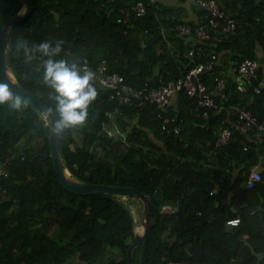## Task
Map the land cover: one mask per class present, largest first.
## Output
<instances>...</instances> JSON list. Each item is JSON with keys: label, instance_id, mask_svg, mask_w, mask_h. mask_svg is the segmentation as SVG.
<instances>
[{"label": "trees", "instance_id": "1", "mask_svg": "<svg viewBox=\"0 0 264 264\" xmlns=\"http://www.w3.org/2000/svg\"><path fill=\"white\" fill-rule=\"evenodd\" d=\"M30 1L35 10L15 25L8 62L17 82L51 108V89L43 83L42 69L35 70L39 62L26 63L23 46L63 41L58 58L88 64L95 73L105 61L110 73L135 88L148 81L151 88L174 83L214 49L237 70L244 59H256L259 45L264 51V0H217L238 28L214 48L188 44L170 31L176 23H190L180 5L164 10L150 0ZM137 1L147 5L143 18L133 10ZM197 1L178 0L192 8ZM23 7L21 0H0L1 25ZM203 14L199 10L198 16ZM163 29L175 49L167 47ZM191 48L196 49L192 58L186 56ZM222 71L217 65L201 77L212 86ZM258 76L246 92L227 78L226 99L218 100L208 118L184 92L162 110L111 100L97 86L85 127L61 138L63 164L74 178L134 188L157 207L158 222L134 250V264H264V169L257 168L262 182L246 187L250 169L264 155V139L254 142L236 128L241 111L264 122V87L254 92L262 81L260 68ZM26 103L21 111L0 106V157L9 172L0 177V264H128L136 235L130 205L139 208L138 201L68 191L54 168L48 119ZM159 114L178 116L181 133L164 132ZM224 128H232L233 137L217 147ZM165 205L175 212H162ZM149 213L153 220L151 208ZM235 218L241 223L229 226Z\"/></svg>", "mask_w": 264, "mask_h": 264}, {"label": "built area", "instance_id": "2", "mask_svg": "<svg viewBox=\"0 0 264 264\" xmlns=\"http://www.w3.org/2000/svg\"><path fill=\"white\" fill-rule=\"evenodd\" d=\"M156 0H150L155 3ZM196 5L199 6L204 14L199 17L195 24L191 23H176L169 29L184 37H195L200 44H207L209 47H216L217 44L225 37L234 35L237 31L238 25L233 19L226 17V14L220 9L217 0H198ZM135 15L138 18H143L147 13V5L143 1H137L133 6ZM121 21V20H119ZM164 40L169 49H175V45L171 44L166 38V33L163 29ZM215 41H217L215 43ZM196 49L191 48L186 52L187 57H194ZM220 56L216 50H212L207 58L190 69L188 73L178 79L176 82L163 85L157 88L149 87V81L143 88H135L126 83L123 76L117 73H110L105 61L96 69L95 86L102 87L109 93L111 100L118 101L122 104H130L136 99L141 100V104L156 105L160 109L168 107L177 94L184 92L188 97L196 101V110H203V115L208 118V111L214 110L218 107V100L226 99L227 91V77L224 74L216 76L212 86H208L202 79V75L207 71H211L218 65ZM85 64L81 65L84 66ZM92 70V67L86 64ZM260 63L257 60L246 58L238 67L237 89L240 92H246L248 86H254L255 82L259 80L258 69ZM260 86L254 87L255 93H260L262 88ZM98 91V88H97ZM159 119L162 122V130L168 135H179L181 133V120L178 116H164L159 114ZM236 128H239L242 133L252 135L254 142H262L264 139V122L258 124V120L251 112L241 111ZM112 135V133H109ZM234 130L232 128H224L216 143L217 147L227 145L232 139ZM249 148L245 144L243 150L247 151ZM9 174L5 161L0 157V177H7ZM262 173L252 169L246 180L247 188H254L262 182ZM222 182V181H221ZM215 190L210 192L211 195ZM164 213H174L175 208L171 206H164L162 208ZM241 223L240 218L231 219L227 222L229 226H238Z\"/></svg>", "mask_w": 264, "mask_h": 264}, {"label": "clouds", "instance_id": "3", "mask_svg": "<svg viewBox=\"0 0 264 264\" xmlns=\"http://www.w3.org/2000/svg\"><path fill=\"white\" fill-rule=\"evenodd\" d=\"M23 11L26 14L27 9ZM62 43L57 41L53 46L50 42H41L31 47L23 46L25 62H39L35 70L39 72L42 69L43 83L51 89L49 98L55 101V108L49 107L43 111L45 119L50 118L52 134L57 139L69 132L75 134L85 127L90 106L98 96L94 71L86 64L81 66L75 61L58 58L62 52ZM21 47L18 41L17 51ZM5 105L17 111L27 107L24 97L15 93L7 80L0 81V106Z\"/></svg>", "mask_w": 264, "mask_h": 264}, {"label": "water", "instance_id": "4", "mask_svg": "<svg viewBox=\"0 0 264 264\" xmlns=\"http://www.w3.org/2000/svg\"><path fill=\"white\" fill-rule=\"evenodd\" d=\"M21 2L24 5L23 9L16 15H14L11 20L4 26L1 25L0 15V77L1 81L7 80V82L10 84L11 89L15 93L24 97L26 102H28L35 109L41 111L45 115L43 110L49 107L44 104L39 98L27 91L20 83L17 82L8 62L7 51L9 47V39L15 25L28 18L35 10V6L30 0H21ZM25 8L27 9L26 14L23 11ZM135 101L137 103L141 102L140 99H136ZM48 121L50 126L49 142L52 150L51 156L54 163V168L63 186L68 191L82 195L103 193L108 195L136 199L139 201V210L143 230L141 233H135L136 235L134 243L128 249V264H134V250L137 249L142 242L147 241L152 228L158 222L159 211L157 207H155V205L145 193H141L140 191L134 188L110 186L105 184H89L87 182H82L72 177L63 164L61 156V138L57 139L53 136L50 118H48ZM169 157H171V154H169ZM149 208H151L155 213V218L153 220H151Z\"/></svg>", "mask_w": 264, "mask_h": 264}, {"label": "crops", "instance_id": "5", "mask_svg": "<svg viewBox=\"0 0 264 264\" xmlns=\"http://www.w3.org/2000/svg\"><path fill=\"white\" fill-rule=\"evenodd\" d=\"M155 3L160 4L162 9H170L171 7H178L179 5L182 8H185L181 10L184 11V17L186 22H190L191 24H195L198 22L199 20V16H198V12L199 10L201 11L202 9L199 6H194V8H192V5L189 6V4H180L178 2V0H156ZM186 43L188 44H199V41L195 38V37H186L185 39ZM229 60V59H228ZM259 63H260V70L262 71V85L264 87V51L263 48L260 47V45L256 48V59ZM218 66L222 67L223 69V73L228 79H231L233 82H235L236 84H238L239 79H238V70L237 68H235L234 64L229 60L227 61V59L225 57H223V55L220 57V61L218 63ZM176 97L174 98L173 102L176 103ZM118 132V131H117ZM261 143V142H260ZM261 161L255 165V167H252L250 169V171L252 169H257L259 168L260 170L264 169V155L261 157ZM134 215V214H133ZM135 223H136V219H135ZM141 224H136L135 226V232H142V228L140 227ZM248 235L245 234V239H247Z\"/></svg>", "mask_w": 264, "mask_h": 264}, {"label": "rangeland", "instance_id": "6", "mask_svg": "<svg viewBox=\"0 0 264 264\" xmlns=\"http://www.w3.org/2000/svg\"><path fill=\"white\" fill-rule=\"evenodd\" d=\"M114 133V135H117L116 133H118L117 131H115V132H112V134ZM70 173V172H69ZM70 175L72 176V174L70 173ZM73 177V176H72ZM122 200H124V201H126L127 199L125 198V197H122ZM136 201V200H135ZM133 203H135L134 201H133ZM131 206V209H132V213L134 214V217H135V219H136V224H141V228L143 229V227H142V221H141V215H140V212H139V208H136V206H135V204H134V206H132V205H130ZM138 232V231H137ZM139 233H141V232H139Z\"/></svg>", "mask_w": 264, "mask_h": 264}]
</instances>
